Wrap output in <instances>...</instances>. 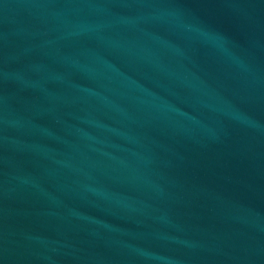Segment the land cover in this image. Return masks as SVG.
<instances>
[{"label": "water", "instance_id": "1", "mask_svg": "<svg viewBox=\"0 0 264 264\" xmlns=\"http://www.w3.org/2000/svg\"><path fill=\"white\" fill-rule=\"evenodd\" d=\"M0 264H264V0H0Z\"/></svg>", "mask_w": 264, "mask_h": 264}]
</instances>
